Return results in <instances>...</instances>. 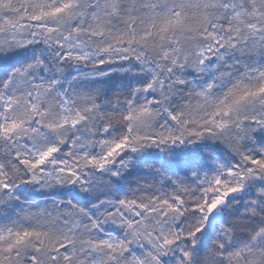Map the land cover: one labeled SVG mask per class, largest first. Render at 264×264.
Returning <instances> with one entry per match:
<instances>
[{
	"label": "snow or ice",
	"instance_id": "obj_1",
	"mask_svg": "<svg viewBox=\"0 0 264 264\" xmlns=\"http://www.w3.org/2000/svg\"><path fill=\"white\" fill-rule=\"evenodd\" d=\"M0 264H264V0H0Z\"/></svg>",
	"mask_w": 264,
	"mask_h": 264
}]
</instances>
